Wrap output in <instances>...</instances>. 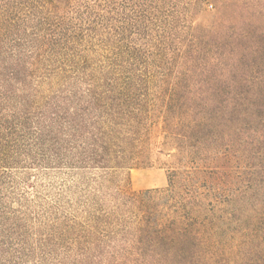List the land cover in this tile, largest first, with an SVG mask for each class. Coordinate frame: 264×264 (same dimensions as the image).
<instances>
[{
	"label": "trees",
	"instance_id": "1",
	"mask_svg": "<svg viewBox=\"0 0 264 264\" xmlns=\"http://www.w3.org/2000/svg\"><path fill=\"white\" fill-rule=\"evenodd\" d=\"M158 122L167 186L131 192ZM22 167L78 197L37 238L0 198V264H264V0H0V183Z\"/></svg>",
	"mask_w": 264,
	"mask_h": 264
},
{
	"label": "rangeland",
	"instance_id": "2",
	"mask_svg": "<svg viewBox=\"0 0 264 264\" xmlns=\"http://www.w3.org/2000/svg\"><path fill=\"white\" fill-rule=\"evenodd\" d=\"M209 4L213 7H207V11L211 12L215 4L212 2ZM208 20L209 13H205L196 22L205 24ZM160 127L161 123L158 122L152 131L150 164L127 171V189L131 192L163 189L167 186L166 169L170 166L172 158L160 152L162 142ZM71 185L66 175L53 168L22 167L9 171L0 183V198L6 207L18 213L24 223V230L27 227L28 231L37 238L40 233H44L41 226L52 220L51 213L63 204L74 202L75 197H78L74 188L70 193H66ZM103 193L102 189L98 191L101 196ZM64 262L65 260L49 263ZM69 263L70 261L67 260L66 264Z\"/></svg>",
	"mask_w": 264,
	"mask_h": 264
}]
</instances>
